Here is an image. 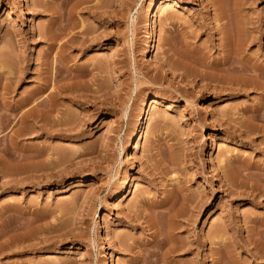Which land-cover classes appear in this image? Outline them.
I'll use <instances>...</instances> for the list:
<instances>
[{
    "label": "rangeland",
    "instance_id": "rangeland-1",
    "mask_svg": "<svg viewBox=\"0 0 264 264\" xmlns=\"http://www.w3.org/2000/svg\"><path fill=\"white\" fill-rule=\"evenodd\" d=\"M152 1L0 0V264H264V0Z\"/></svg>",
    "mask_w": 264,
    "mask_h": 264
},
{
    "label": "bare ground",
    "instance_id": "bare-ground-1",
    "mask_svg": "<svg viewBox=\"0 0 264 264\" xmlns=\"http://www.w3.org/2000/svg\"><path fill=\"white\" fill-rule=\"evenodd\" d=\"M21 2H23V0H21ZM159 2H160V0H153L151 2V5L154 6V7H156L159 4ZM217 2H218V0H217ZM219 8L221 10L220 13H222V15L220 14L221 15V18H228V14H226V13L223 12V10H224L223 9V6H219ZM154 9H152V10L150 9L151 11L150 12L148 11V13L146 15L147 16V21L149 22V34H150V37H151V41H150V43L148 45V50H147L148 55L153 54V52L155 51V48H156V44H157V38H156L157 28L153 24V17L155 15H158V13H161L162 12V9L158 6V7H156L157 13L155 15H153ZM233 9L236 12V10L239 9V6L235 3ZM234 29H235L234 30L235 37H234V35L232 36L231 35L232 33H231L230 34L231 37H228V41H229L228 42V45L226 44L227 46H232V47L227 48V51H226V53H225V55H224V57L222 58L221 61L213 64L214 67H215V69H218V71L228 70L230 72L228 76H224V75H222V73L221 74L220 73H214V76L213 77L216 80H219V81L225 80V78H227V77H229V79H230L231 76L232 77L233 76L240 77L244 73L253 71L252 67H250L245 62V60H246L245 59V55H243L242 52H243L244 46L247 45L249 42H252L254 40V38H251L252 36L248 32H246V29L244 27V24H243V22L240 19H236L235 20ZM49 34H50L49 37H48L49 40L53 41V40H55L57 38L56 37L54 39L53 36H55V35L51 36L52 33H49ZM232 37L235 38V42L232 39ZM232 40H233L234 43L232 42ZM233 44H235V45L233 46ZM159 102L160 101H159V98L157 96L150 97V99H148L147 101H145V103H144V105H143V107L141 109L140 116L138 118L137 128L135 129V132L131 135V139H130L131 141L135 142V140H137V137L139 135H145L147 133V130H148V119H149L150 109H151V107H152L153 104H157ZM106 122H108V121H105V123ZM135 147H137V144H136ZM176 157L177 156L174 155L172 157L173 160H176ZM130 182H131V179H126L124 181L125 184H129ZM165 203H163V206H165ZM166 206H167V204H166ZM166 206L163 207V208L160 206L162 209L158 211L159 212L158 214L160 216L157 217V218H160L161 217V219H164V221L167 223L166 225L163 224V226L164 225L166 226L165 229L164 228L162 229V227H160V226H162L161 224H160V226H158L159 228H161V230H164V231L166 230L163 233V235H161L162 237L164 235L165 236H164V238L159 243L162 246L171 243L170 244L171 245L170 247L172 249V248H176L177 247V244L174 243L175 242L174 241V237H175V234H176V233H174V226L175 225H178V223H179L178 222L179 221L178 217L181 216V218L182 217L184 218L187 213L185 214V212H183L182 210H180L179 212H177V211L175 212V210L173 211V209H172L173 212H171V210H170L171 207L168 209V208H166ZM157 208H159V207L157 206ZM181 211H182V213H181ZM185 218H187V217H185ZM161 221L163 222V220H161ZM157 223H159V221ZM161 230H160V232L158 231L159 234L161 233ZM128 247L130 248V246H128ZM113 262H114V260L112 259L110 261V263L113 264Z\"/></svg>",
    "mask_w": 264,
    "mask_h": 264
}]
</instances>
